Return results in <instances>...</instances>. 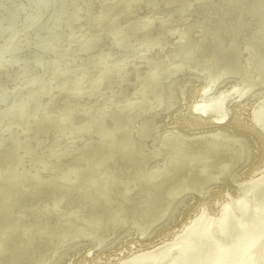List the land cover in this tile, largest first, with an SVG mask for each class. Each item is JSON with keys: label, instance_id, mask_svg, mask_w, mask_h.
<instances>
[{"label": "bare ground", "instance_id": "1", "mask_svg": "<svg viewBox=\"0 0 264 264\" xmlns=\"http://www.w3.org/2000/svg\"><path fill=\"white\" fill-rule=\"evenodd\" d=\"M23 1L27 0H8V3H5V0H0L2 8L4 7V10L9 14H13L6 18L7 21L4 24H0L2 25L0 33L4 31L3 27H8L7 24L9 27L15 26L13 28L15 31H12L6 39L0 42V52L1 50L3 53L8 52L4 49L6 46L13 51V55L5 61L2 58L4 54L0 53L2 55L0 56V67L2 66L0 71L4 72L6 67L16 63L15 55L24 56L36 48L34 50L36 55L33 59L35 65L44 66L40 60L44 63L49 60V63L46 64L48 85L42 89L40 94L27 96V90L33 87L32 83L36 80L26 82L24 87L17 82L18 79L21 81L28 76L27 70L24 72L13 70L11 75L7 72L9 81L13 79V82L0 79V148L3 150L1 153L7 156L9 152H12V156L17 158V164L8 168L5 167V162L0 159V178L4 174V172L1 173L3 169H8L7 176L15 177L17 176L16 170L27 165L28 158H39L40 162L33 167L30 173L23 172L25 175L18 178L22 180L21 178L27 174L30 176L31 182L38 178L41 182L50 180L48 183L52 180L56 183L61 181L70 192H66L64 189L59 191L58 195L52 196L46 201L41 200V202L38 200L29 202L28 198L24 196L28 194V191H31L26 189L30 185H17L15 194L6 193L4 202H0L2 205L0 208L3 209L5 206L10 208L7 219H13L15 224L8 227L9 230L0 228V246L4 243V249H8L5 256L0 259V264H31L32 261L43 257V251H36L35 247L33 248L37 239L34 242L30 240L31 231L38 230L36 233L38 234L47 229L58 228L59 225L55 223H58L57 217L62 215L69 217L74 214L75 218L83 219L84 215L93 214V218L86 221V227L97 230L102 226H107L108 223L109 226L104 228L105 230L110 231V228L116 227L114 238L108 240L110 242L107 245L117 242V245H122L125 238L123 235L126 232H129V235L133 234V237L139 235L141 224L138 225L136 222L133 224L132 221L141 222L144 215L142 212L139 214V211L128 210V207L138 206V198H140V202L144 203H150L152 199L157 198L154 197L150 184L153 182L157 185L165 176L167 178L169 175V169L174 166L170 165L169 152L171 148H180V152L186 153L187 158L194 157V151L200 152L199 157L207 156L209 158L214 153L225 150L230 154L229 157L235 156L237 161H240V165H244L247 170H243L245 173L241 171L244 173L242 174L237 168L229 175V181L227 176L226 178L217 176L221 173L216 175L211 173L206 178L203 177V190L198 191L197 195L191 199L189 196L192 195L188 193L181 197L176 196L174 199L169 194V202L165 201V205L161 206V208L167 209L160 216V219H165L154 225L149 234L151 235L154 230H157L154 234L157 237L166 235L169 232L167 227L163 226L159 230L156 227L166 222H173L176 214L183 215V217L185 215L188 220L181 223L179 230L167 244L157 247V249L152 248L147 252H139L141 254L135 256L138 258L135 261L131 260L134 256L132 254L120 258L114 264H153L158 256L153 252L164 246H166L165 249L175 248L172 256L164 258L165 264H264V171L259 173L260 177L252 176L259 170V161L264 160V89L250 94L249 98L255 97V103L253 102L254 104L250 107L251 114L248 118L243 116L246 106L240 107V104L237 107L232 104L245 84L249 85L251 80L264 77V75L249 77L247 74L256 72H254V66L257 59L260 58L264 62V45L261 48H252V46L229 48L227 42L232 35H226L225 31V28L230 27L227 25L229 24V21H226L227 16L239 7L247 10V15L250 17L259 11L262 20L260 25H264V4L261 3V0H247V2L242 0L243 6H241V0H33L35 2L45 1L51 5H60L65 2L72 12L73 31H76V26L84 25L82 27L84 32H81L82 29H80L73 35H67V38L62 35L49 38L48 40L52 39V41L45 45H37L38 43L30 45L25 29H18L21 23L24 26L32 14L34 15V13H29L27 8L22 7ZM129 1H132L133 4L131 2L128 5ZM119 5H124L126 9H123L124 14L122 13L124 19L133 15L138 17L135 22L132 20V23L126 26L127 28L124 27L125 23L120 22V16L116 14L120 10ZM129 6L131 9H128ZM257 8L260 9L257 10ZM143 11L147 12H145L146 15H141ZM93 14L95 16L91 19ZM38 16L35 14L33 18L36 19ZM63 16L65 15L61 10H56L52 17L54 21L61 22ZM94 19L95 21H93ZM90 20L91 25L89 24ZM88 25H90L89 28ZM110 34H114L115 39L109 45L104 38L109 37ZM151 40L152 42H150ZM86 42L87 47L83 49L80 45ZM94 43L98 44L99 49L94 47ZM119 44L121 47L117 50L116 46ZM167 45L170 46L167 47ZM166 47L170 50H167ZM50 48L54 51L53 53L49 51ZM64 48L67 50L61 52ZM28 49L30 50L27 51ZM76 49L79 51L74 53ZM58 51L59 53H57ZM174 51L177 52L174 53ZM67 55L72 62L67 63L68 67L65 70L61 57ZM131 55L137 56L133 64H130L132 59L129 57ZM252 55H254V59H251ZM107 56L117 63H113L114 66L111 63H106L108 62ZM226 56H229L231 62L230 65H225L228 68L222 65L217 66L220 57ZM38 59H40L39 63L36 61ZM247 59H250L252 63L246 67L245 71L244 66ZM97 61H100V64H95ZM142 64L145 66L140 68ZM14 66H10L9 70L15 68ZM60 67H63L65 73L62 78L58 79L61 75L56 73L62 72ZM17 68L24 69L19 64H17ZM106 68H110V70L106 72ZM74 70L78 73L79 78L76 79L78 83H87L86 86L89 84L86 94L76 96L69 90L70 96L65 100L70 103L68 111L60 113L59 116L46 114L44 109L49 104L53 105L57 98L63 97L54 91L46 97L43 96L49 93V89L59 86L60 82H64L68 78L71 80V72ZM112 71L116 73L113 77L115 80H108V74ZM165 71H168L170 75H160ZM176 71L189 75L179 79ZM231 71H237L240 75L236 76L237 78L230 87L214 92L216 85L220 81L228 79L227 74ZM122 75L125 80H116ZM189 77L193 79L191 80ZM76 80L73 82L74 85ZM129 80L130 83H128ZM55 81L56 85H52ZM125 83L133 87L138 83L143 85L138 90H134L136 92L128 97V100L120 102L123 106L118 111H113L112 108L122 93H115L114 90L113 92L106 91L107 94L104 95L106 97L102 102L103 107L100 109L93 104L89 107V110L91 107H95L93 112L76 109L79 99L85 96H96L97 92L99 93L102 88L107 86L114 89H117L118 85L120 88H126L128 86ZM206 87H212L213 92L209 95L204 94ZM23 88H26L25 92H22ZM222 105L227 106L224 108ZM161 107L162 110H156ZM176 108L181 111L177 112ZM173 109L176 111L174 114L171 113ZM220 110L221 112H219ZM132 111L141 121L146 119L153 123L138 124L135 133L132 134L133 138L129 139V144L122 143L120 145L115 142V132H117L115 130L119 127L123 128L124 123L120 124L117 120L120 118V114ZM10 123L11 126H8ZM21 123L25 125H21ZM105 124H109L110 128H105ZM87 125L91 126L92 134H88L84 127ZM20 126H22L21 131L19 130ZM126 126L132 127L130 123H127ZM81 127L84 129H80ZM91 128H94V131ZM33 129L36 130L35 133L31 132ZM48 131L52 132L53 136H50L52 134L47 133ZM55 131L61 133L56 134ZM83 133L86 135H82ZM67 134L69 137H66ZM51 138H53L52 141ZM118 145L117 151L122 153V157L118 158L115 154L111 159L126 160L125 165L127 168L130 165L128 168L130 170L136 165L140 166L137 174L130 175L132 181L117 186V189H121H119L115 201L118 199V202L125 206L122 208L127 209L126 214L122 218L119 217V221L122 220L124 223H118V213L114 214L113 221L108 220L109 214L105 211H101L99 215L96 214L100 205L105 206V202L98 196L102 195L100 192L102 187L97 186L96 188L99 190V194L92 191L88 197H81L84 191L80 189L75 194L76 182L69 181L70 179L76 180L75 176L79 175L80 170H82L81 174L87 172L85 168L89 167V163H87L89 158L86 154L89 153V150L93 149V154L96 155L101 154V151L107 154ZM46 148L50 150H46ZM220 148L221 150H218ZM37 149L40 153L36 151ZM155 150L159 151V155L147 157ZM103 158L107 159V156H103ZM81 159H84V163H81ZM86 159L88 160L86 161ZM145 160L148 161L147 166L145 164L146 168L142 166ZM53 162L55 165L68 168L73 172H70L69 175L63 173L57 176L54 174L44 176L47 174L46 171L49 172L53 168L51 164ZM43 166L44 170H42ZM115 167H119L118 163L110 162L101 168H106L109 173L111 168ZM126 174H129V171ZM192 174L194 173L190 172V175ZM241 176L244 177L240 179ZM140 179L148 181L147 187L138 188L136 186L135 189L134 186L142 182ZM187 179H182L178 185ZM231 179L234 184L231 189L242 187V192L246 191L245 196L242 195L239 199L229 189L226 191L225 187L223 189L221 186H214L215 183L208 185L213 181L218 184L221 181L225 186L231 185L229 183ZM242 180L246 182L243 183ZM193 181L194 186L187 183L182 186V190H188L189 186L192 189H197V179H193ZM37 184L38 182L32 186ZM93 184L96 183L87 180L84 185L85 188H93ZM19 188L22 190L18 191ZM71 188L74 190L71 191ZM172 194L177 195V192ZM14 196L16 199H12ZM127 196L130 201L124 202ZM218 197L222 199V204L220 203L218 209L213 211L212 202L216 201ZM19 199L21 202L17 201ZM191 200L194 202L192 205L189 204ZM35 203L40 206L33 207L32 205ZM68 206L73 209H69ZM185 208H187L185 212L180 214ZM60 209L63 211L60 212ZM190 212L193 213L192 216H190ZM70 219L75 222L72 217ZM129 220H131L130 223ZM120 227L124 229L120 231ZM119 231L120 233L116 235ZM11 232L20 233L17 243L10 239ZM85 236L86 234L80 237L85 238ZM65 237L61 242L67 240ZM121 237H123L122 240ZM48 240L43 241L45 248L49 247ZM70 242L67 241V244L62 247L63 249L59 247L60 250L57 253L48 255L42 264H91L99 260L101 254L105 253L107 249V245H105L95 251L99 244L98 240L94 238L88 244L90 249L87 248L88 251L85 249L87 255L93 254L92 257L89 258L84 253L77 255L78 258H74V254L71 252L74 249L78 251L77 247L82 244V241ZM18 247L21 248V253L16 256ZM68 254L69 257L71 256L70 258H66Z\"/></svg>", "mask_w": 264, "mask_h": 264}, {"label": "rangeland", "instance_id": "2", "mask_svg": "<svg viewBox=\"0 0 264 264\" xmlns=\"http://www.w3.org/2000/svg\"><path fill=\"white\" fill-rule=\"evenodd\" d=\"M131 2L132 1H129V2H127V4L129 5ZM246 2H247V0H246ZM5 3H8V0H5ZM242 3H244V2L241 0V6H243ZM261 3L264 4V0H261ZM22 4H23L22 7L27 8L29 13H34V15L35 14L39 15L35 19V18H33L34 15L32 14L30 19L27 20V22L25 23V25L23 26L21 23L20 27L18 28L19 30H20V28L25 29V31H26L25 33L28 34V42L30 43V45H33V44L36 45L37 43H38L37 45H45V44H48L52 41V39L48 40L49 38L57 37L60 35L67 38V35H69V34L73 35L74 33H77L84 26L83 24L78 25L75 28L76 31L75 32L73 31V29H74L73 28V22L74 21L71 19V16H72L71 13L72 12H70V8H68L65 5L66 4L65 2L60 3V5H51V3L49 4L45 1L35 2L33 0H27V1H23ZM131 4H133V2ZM130 6L128 9H131ZM118 8L120 10H118V12L116 14L120 16V18H119L120 22L125 23L124 27H126L128 24L132 23V20H133V22H135L136 19L138 18V17H136V15L135 16L133 15L132 17H130L128 19H124L122 17L124 14L123 9H125L124 5H119ZM259 9L260 8H257V10H259ZM56 10H61V12L65 15L61 18V20H62L61 22L53 20L52 16L55 15ZM15 12H19V11H15ZM145 12L146 11H143L141 13V15L142 14L144 15ZM247 13H248L247 10L245 11L243 8L239 7L236 11L232 12L230 15L227 16L226 21H229L228 22L229 24H227V25L230 27L225 28V31L227 32L226 35H232L231 39L228 40V42H227V46L229 48L246 47V46H252V48L253 47L254 48L255 47L261 48L264 45V25H262V26L260 25L262 20H261V16H260L259 11L253 17L248 16ZM12 15L13 14H9L7 11H5L4 7L2 8V5L0 3V24H4L7 21L6 18L9 16H12ZM94 16H95V14H93L91 19ZM124 16H126V15H124ZM95 19L93 21H95ZM90 23H91V20H90L89 24ZM90 25H88V28L90 27ZM6 26H8V27H3L4 31L0 33V42L3 39H6L12 31H15V30H13V28L15 26L9 27V24H7ZM1 27H2V25H0V28ZM259 28H262V29L260 30ZM83 29L81 30V32H84ZM25 33L23 32V35H25ZM104 39H106V42H108V44L110 45V43L114 41L115 35L110 34L109 37L104 38ZM150 42H152V40ZM143 43H144V40H143ZM86 45H87V42L85 44L80 45V46L83 47V49H84L87 47ZM97 46H98V44L96 45V43H94V47L99 49V47H97ZM168 46H170V45H167V47ZM120 47H121V45L119 44L116 46V49L118 50ZM65 48L63 50L60 49L61 52L66 51L67 49L65 50ZM4 49L8 50V52L3 53V50H1L0 53L4 54L3 56L0 54V56H2V58H3V61H5V59H9L11 57V55H13V51L9 47L6 46ZM35 49L36 48H33V50L30 52V54H25L24 56L15 55L16 63L6 67V71H4V72L0 71V79H4L8 82L9 76H8L7 72H9V74L11 75V71H13V70L22 71V72H24V70H27L29 72L28 76L21 81L19 79L17 80V82L21 83L23 87L26 85V82L29 83L30 80H36L34 83H32L33 87L27 90V92H26L27 96H29L31 94H40L42 89L48 85L47 77H46L48 70L46 68L47 67L46 64L49 63V60L45 61V63H44L42 60L38 59V60H36L37 63H39L38 61L40 60V63L44 64V66L42 64H41L42 66H39L38 64H37L38 66L35 65V62L33 60L35 55H36V51H34ZM29 50L30 49H28L27 51H29ZM164 50H165V48H164ZM167 50H170V49L167 48ZM167 50H165V52H167ZM49 51L51 53L54 52L52 50V48H50ZM77 51H79V50L76 49L74 51V53ZM176 52L177 51H174V53H176ZM32 53H33V55H32ZM57 53H59V51ZM108 54H110V53L108 52ZM181 54H183V53H181ZM81 57H78V58H81ZM131 57H129V59H132L130 64H133L134 60L137 59V56L131 55ZM61 58L63 59L64 69L66 70L67 69L66 67H68L67 63L72 62V61L69 60L68 55L63 56ZM251 59H254V55L251 56ZM106 60L108 61L106 63H109V64L110 63L111 64L117 63V61L115 62L114 60H111L110 57H108V56H107ZM100 61H97L95 64H100L99 63ZM215 61L217 62V60H215ZM251 63H252V61L250 59H247V61L245 62V66H244L245 71H246V67H249L251 65ZM17 64L22 66L24 69L17 68ZM230 64H231V62L229 60V56H226L224 58L220 57L219 61L217 62V66L222 65L225 68H228L225 65H230ZM143 65L144 64H142L140 68H143L145 66V65L144 66ZM10 66L11 67L14 66L15 68L9 70ZM113 66H114V64H113ZM263 66H264V62L260 58L257 59L256 65L254 66V72L255 71L256 72L251 73V74L247 73L248 76L250 77V76L264 75ZM1 68H2V66L0 67V70H1ZM76 68H77V66H76ZM239 68H240V66H239ZM59 69H61L62 72L56 73V74L61 75L58 77V79L62 78L63 74L65 73V70L63 71V67H60ZM232 69H234V67H232ZM109 70H110V68H106L105 71L107 72ZM258 71H260V72H258ZM176 72H177V76L179 77V79L189 75L188 73H178V71H176ZM71 74H72L71 80H68L69 78L67 77L68 79H66L64 82H60L58 84L59 86H56L55 89H49L48 90L49 93H47L45 96L42 95L43 97H46L47 95L51 94L54 91L55 93L60 94L63 97V98H57L53 105L49 104L47 106V108L44 109V112L46 114H48V115L52 114L53 116H56V115L59 116L60 113H64V112L68 111L67 109L70 107V103L65 102V100H66V98H68L70 96L69 90L74 92L76 96H78L80 94L81 95L86 94V91H87L86 88L89 86V84H88V86H86L87 83L86 84L78 83V80H76V79H78L79 77H78V73H76L75 70L73 72H71ZM119 74H121V73H119ZM161 74H169V72L165 71L164 73H160V75ZM115 75H116L115 71L109 72L108 77H107V78H109L108 80H115L113 78ZM239 75H240V73L237 71H233V72L231 71L230 73H228L227 74L228 79H226L224 81L223 80L220 81L216 85L214 92L217 91L218 89H222V88L224 89V88L230 87L231 83H233L235 81V78H237L236 76H239ZM189 78H191V77H189ZM192 79L193 78H191V80ZM75 80H76V84L74 85L73 82ZM116 80L123 81V80H125V77H124V75H122L121 77H119ZM56 81H55V83L53 82L52 85H56ZM9 82H13V79H11ZM128 83H130V80L128 81ZM220 83H223V84L220 85ZM27 85H29V84H27ZM70 85H73L74 87L70 86ZM126 85L128 86L126 88H124V87L120 88L118 85L117 89H114L110 86H107V87L102 88L99 91V93L97 92L96 96H93V97L85 96V97L79 99V103L76 104V109H84L86 111L93 112V110L95 109L94 106L91 107V109L89 110V107L92 104L96 105V108L100 109V107H103L102 102L104 101V98L106 97V96H104L107 94L106 91L113 92V90H114L115 93H117V92L122 93L121 97L117 96L119 99H117L114 102L113 108H112L113 111H118L119 108L123 106V105H121L120 102L125 100V99L128 100V97L132 96L136 92V91L134 92V90H138V88L141 87L143 84L138 83L137 85H135V87H133L130 84H126ZM2 86H4V84H2ZM75 87H76V89H75ZM205 89H206V91L204 92V94L209 95L213 92L212 87H210V88L206 87ZM263 89H264V77H262V78L260 77V78L255 79V80H251L249 82V85L245 84L244 87L242 88V90L236 96V98L232 101V104L234 106L237 105V107H239L240 104L242 105V106L240 105V107L246 106L244 109V112H243L244 118H248L249 114H251L250 107L255 103V97H250L252 99L251 100L249 98L250 94L254 93V91H260ZM25 91H26V88H23L22 92H25ZM151 96H153V95H151ZM133 100H135V99H133ZM99 101H100V103H99ZM222 106L225 108L227 105H222ZM162 109L163 108L161 107V108L156 109V110L160 111ZM173 110H171L172 111L171 113L174 114L176 112L175 110H177V108L174 111ZM179 110L181 111V109H179ZM179 110H177V112ZM257 110H258V108H257ZM253 111H255V110H253ZM253 111H252V113H253ZM219 112H221V110ZM214 113H216V112H214ZM256 113H258V112H256ZM155 114H156V112H155ZM117 121H119L120 124H122V122L124 123L123 128L119 127V128H117V130H115V131H117V132H115L116 133L115 134V137H116L115 142H118L120 145L122 143L129 144V139L131 140L133 138L132 134L135 133L136 126L138 124H142L143 122H145V124L148 122L151 124L153 123L152 121H149L146 119H145V121H143V119L141 121L140 118L138 119L137 114H134V111L127 112L124 114H120V118ZM127 123H130V126H132V127L128 128L126 126ZM21 125H25V124L21 123ZM108 125L105 124V128L109 129L110 126H108ZM8 126H11V123ZM84 127L87 129L88 134H92V132L90 131L91 126L89 127L87 125ZM21 128H22V126H20V128H19L20 131H21ZM80 129H84V128L81 127ZM14 130H17V128L16 129L14 128ZM91 130L94 131V128H91ZM4 132H6V131L4 130ZM31 132L35 133L36 130L33 129ZM47 133L52 134L50 136H53L52 132L48 131ZM55 133L59 134L61 132L55 131ZM121 134H122V136H121ZM82 135H86V133H83ZM127 135H129V136H127ZM66 137H69V134H67ZM50 140L52 141L53 138H51ZM66 142H69V141H66ZM118 147H119V145L116 146L112 151H108L107 154L105 152L102 153V151H101V154H99V155L93 154V151H94L93 149L89 150L90 148H86L87 150H89V153L86 154L88 156L87 158H89V161H87L88 159H86L87 163H89V167L87 166L85 168V169H87V172H83L81 174L82 170H80L79 175L75 176L76 180H72V179L69 180V181H75L76 182L75 188H74L75 190L73 188H71V191L73 189L75 191V194L80 189H82L84 191V193L82 194L81 197H88V194H90L92 191H93V193L99 194V190H97L96 188H97V186L102 187V188H100V192L102 195H98V196L103 202H105V206L102 207V205H100L98 210L96 211V214L99 215L101 211H105L107 214H109L108 220H110V221H113V218H114L113 216L115 213H118V215H117L118 219L117 220L119 221V217L122 218L126 214V211H127V209H123L125 206H123L122 203H119L118 199L115 201L116 195H118L119 189H121V188L117 189V186H121V185L128 183L129 181H132V178L130 177V175L133 176L134 174H137V171L140 168L139 165H136L130 170V169H128L130 167V165H128V168L125 165L126 160L111 159V157H113L115 154H116V157H118V158L122 157L121 156L122 153L117 151ZM38 149L36 151H38L40 153V151ZM1 150L2 149L0 148V159H2L3 162H5L4 163L5 167L8 168V167L15 166V164H17L16 163L17 158L12 156V152H9V155L4 156V154L1 153ZM46 150H50V149L46 148ZM218 150H221V148ZM180 151H181L180 148H175V149L171 148L170 149V152H169V156H170L169 158L171 160L170 165H174V166L171 169H169V175H167V178L165 176L161 180V183H158L157 185L154 184L153 182L150 184V185H152L150 187V189H153L152 192L154 194V197H157V198H154L155 200L152 199V201L150 203L140 202V198H138V202L133 201V202L139 203L138 206H135L132 208L128 207V210H133L136 212L139 211V214H140V212H142L144 215L143 221H141V222H139L138 220L132 221L133 224H135L134 222H136L138 225L141 224L139 226L140 227L139 232H138L139 235H134V237H133V234L129 235L128 234L129 232H126L123 235V237H125L126 239L125 238L123 239V237L120 238L121 240L123 239L122 245H117L118 242L114 243V244L107 245L108 242H110L108 240H110L111 238L112 239L114 238V234H115L114 232L117 230L116 227L110 228L111 229L110 231H107L104 229V228H107L109 226V223L107 224V226H102V227L98 228L97 230L86 227V221H89L91 218H93V214H86L83 216V219L75 218L74 214L69 215V217L70 218L72 217L75 220V222L72 221L69 217H67V216L64 217L65 215H62V216L57 217L58 223H55V224L59 225L58 228L47 229L45 231H42L44 233L39 232L38 234H36L38 232V230L36 232H35V229H33L31 231V236L29 237L30 240L34 242V240L37 239V240H35V245L33 246V248L35 247L36 251H43L44 252L43 257L32 261L31 264H42V261H44V259H46V257H48V255L57 253L60 250L59 247H61V249H63L62 247L67 244V241L68 242L71 241L70 243L82 241L81 242L82 244H80L77 247L78 251L77 250L75 251V249H74L71 252L72 254H74V258H78L79 255L84 254L85 252L88 251V249H90V246L88 244H90L94 238L98 240V244H99V247H97L95 249V251L99 250L100 247H103L105 245H107L106 246L107 249L105 250V253L101 254L102 256H101V258H99V260H96V261L92 262L91 264H114L115 262H118V260L120 258H122L124 256H131L132 254L134 256L131 258V260L135 261L138 259V258H135V256H137L143 252H147L148 250H150L152 248L157 249V247H160V246L167 244L170 241V239L172 238V236L175 233H177V231L179 230L178 228L181 225V223L183 221L188 220L185 215L183 217V215L179 216V214H176L175 215L176 218L174 217L173 222H171V221L168 223L166 222V223L159 225V227H156V229H158V230L162 229L163 226L167 227V229H169V232L166 235L162 234L163 236L157 237L156 235H154L157 230H154L151 235L149 234L150 229L154 225H156L157 223H159L160 221H163L165 219V218L160 219V216L162 214H164V212H166L167 209L165 207L161 208V206L165 205V201L169 202V198H168L169 194H170V196H173L172 199H174L176 196L181 197L182 195H185L186 193H188V194L192 195V196H189V198L191 199L194 195H197L198 191L203 190V187H204V185H202V178L203 177L206 178V176L210 175L211 173L214 175H216L217 173H221L220 175H217V176L218 177L224 176L225 178L227 176L228 181H229V175L233 171H235L237 168L239 169V172L242 174H244L245 171L247 170V168L245 170L244 165L243 166L240 165V161H237L238 159L235 156H233L232 158L229 157L230 154L225 150L218 151V152L214 153V155L212 157H209V158L207 156L199 157L200 152L196 153V151H194V150H193L194 151L193 152L194 157L187 158L185 156L186 153L182 154ZM141 154H144V153L141 152ZM154 155H159V151L155 150V152L150 153L147 157H154ZM103 156L104 157L107 156V159H104ZM154 159H156V158H154ZM81 160H82L81 163H84L83 162L84 159H81ZM149 161H151V160L149 159ZM39 162H40L39 158H28L26 160L27 165H25L23 168L16 170L17 176H15V177L13 175L7 176L8 169L7 168L3 169V171L1 173L4 172V174H2V178H0L1 179V182H0V202H4V199L6 197L7 192H10V194H15L16 190H17L16 186L17 185L20 186L23 184L24 185H30V187H26V189L31 190V191H28V194L24 195L28 198L29 202L36 201V200H38V202H41V200L46 201L48 198L58 195L60 193L59 191H62L64 189L66 192L67 191L70 192L69 190H67L65 188V186H64L65 184L61 181L56 183L52 180L50 183H48L50 180H45L44 182H41L40 179L38 178V180L34 179L31 182L30 176H28L27 174L25 177L21 178L22 180L19 179L21 176L25 175L23 172L30 173V171L33 169V167L37 166V164ZM110 162H113V164L118 163L119 167L111 168V171L109 173H107V169L106 168L102 169L101 167H105ZM147 163H148V161L145 160V162L143 163L142 166H145V164L147 166ZM51 164H52L53 168L50 169L49 172L46 171L47 174H45L44 176L53 175V174L55 176H57V175H61L63 173H66L65 175H69L70 172H73V170H70L68 168H64L60 165H55L54 162ZM146 166H145V168H146ZM241 168H243V169H241ZM258 168H259V170H257L254 174H252V176H254V177L259 176V173L264 171V160L263 159H261L259 161ZM44 169H45V167L43 166L42 170H44ZM243 170H245V171H243ZM128 171H129V174H126ZM241 171H243L244 173ZM40 172H39V174H40ZM190 172H192L194 174L190 175ZM236 172H238V171H236ZM242 177H244V176H241L240 179H242ZM184 178H188V179L186 181H183L182 184L178 185V183ZM193 179H197V182H198L197 183L198 186H196L197 189L190 188V186H194L192 184L194 182ZM87 180L88 181L92 180L94 183H96V184H93L94 185L93 188H91V187L85 188L84 184ZM23 181L26 183H22ZM141 181L142 182L140 184H137L134 186L135 189H136V186L138 188L147 187L148 181L147 180H144V181L141 180ZM36 182H38V184L33 187L32 185L35 184ZM241 182L245 183L246 181L242 180ZM187 183H189L190 186L188 187V190L183 191L182 186L187 184ZM213 183H215L214 186H221L223 189L225 187L226 191H228L227 189H229L239 199L242 197V195H244V196L246 195V191L242 192V187L231 189L232 185H234L232 183V179L229 182V183H231V185H227V186H225L224 183H222L221 181H219V184L217 182L213 181V182L209 183L208 185L213 184ZM242 185H244V184H242ZM21 190H22L21 188L18 189V191H21ZM173 192H177V195H173L172 194ZM119 198L122 199V197H119ZM12 199H16V197L14 196V197H12ZM126 200L130 201L128 196L126 199H124V202H126ZM17 201L21 202V199H19ZM141 201H142V196H141ZM221 202H222V199L220 197H218L216 201L212 202V206L214 208L213 211H216L218 209V205ZM192 203H194V202L191 200L189 204L192 205ZM37 204L38 203H35L32 206L33 207L34 206H40L39 204L38 205ZM0 205H1V203H0ZM68 207L71 210L73 209L70 206H68ZM129 208H131V209H129ZM186 209L187 208L182 210L180 212V214H183V212H185ZM9 211H10V208L7 206H5L3 209L0 208V219H2L0 221V228H3V229L7 228L9 230L8 227H10L12 225L14 226L15 221L13 219H10V220L7 219V216L9 215L8 214ZM62 211H63V209H60V212H62ZM192 215H193V213L190 212V216H192ZM128 222L130 223L131 220H129ZM82 223H85V224L83 225ZM118 223H124V222L122 220H120ZM122 229H124V228H121L120 231ZM120 231L118 233H116V235L119 234ZM131 231H133V230H131ZM84 234H86L85 238L80 237L81 235H84ZM19 235H20L19 232L18 233L17 232L12 233L10 235V239L12 241H14L15 243H17V241L19 239L18 238ZM65 236H67V237H65ZM64 237L67 240L65 242H61V240H63ZM78 238H82V239H78ZM44 240H48L49 247L45 248V246L43 245ZM86 244H87V246H86ZM4 245L5 244L3 243L2 246H0V259L5 256V254L8 250V249H4V247H3ZM108 246H109V248H108ZM165 247L166 246L161 248V249L165 250L164 252L161 249H159L160 251L157 250V251L153 252V254H158V256L156 257V261L153 264H165L166 260H164V258L165 257L168 258V257L172 256L175 248L169 247V248L165 249ZM20 251H21V248L18 247L17 252L15 253L16 256H18L21 253ZM139 252H141V253H139ZM71 253H69V254L71 255ZM136 253H138V254H136ZM15 254H14V257H15ZM69 254L67 255L68 257H66V258L71 257V256L69 257ZM92 255L93 254H91V255L89 254L87 256L90 258V257H92Z\"/></svg>", "mask_w": 264, "mask_h": 264}]
</instances>
